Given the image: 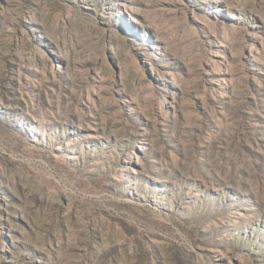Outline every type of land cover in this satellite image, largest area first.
Here are the masks:
<instances>
[{"label":"rangeland","instance_id":"rangeland-1","mask_svg":"<svg viewBox=\"0 0 264 264\" xmlns=\"http://www.w3.org/2000/svg\"><path fill=\"white\" fill-rule=\"evenodd\" d=\"M0 264H264V0H0Z\"/></svg>","mask_w":264,"mask_h":264}]
</instances>
